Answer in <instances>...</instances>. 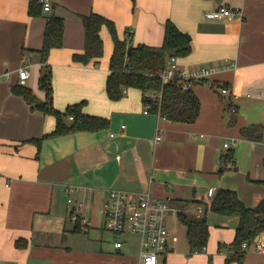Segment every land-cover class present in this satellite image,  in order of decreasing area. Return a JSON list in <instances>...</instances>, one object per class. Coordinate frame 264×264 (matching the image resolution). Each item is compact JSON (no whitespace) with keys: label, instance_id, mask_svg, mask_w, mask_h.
<instances>
[{"label":"crops","instance_id":"crops-1","mask_svg":"<svg viewBox=\"0 0 264 264\" xmlns=\"http://www.w3.org/2000/svg\"><path fill=\"white\" fill-rule=\"evenodd\" d=\"M49 1L52 7L45 10L42 0H0V264L135 261L138 237L126 234L125 245L116 248L117 235L105 226L104 203L112 187L149 190L170 197L190 215L207 218L210 236L205 249L192 252L188 238L183 241L177 234L178 240L170 241L160 255V264H236L226 262L219 242L233 240L238 217L206 205L212 197L209 186L235 188L249 206L264 197V0ZM220 5L240 8L242 17L205 16ZM91 12L112 19L119 36L128 32L134 44H161L167 19L191 35L193 50L179 56L181 65L220 66L192 87L201 103L195 121L145 112L142 92L135 87L126 88L120 99L108 96L106 79L114 49L108 25L100 29L104 51L97 61L73 58L85 47L81 15ZM52 13L65 19L64 43L53 47L46 60L52 67L54 106L64 109L85 100L86 113L109 119L103 128L44 137L55 128V115L33 108L13 91L18 69L26 65L30 75L25 85L45 99L40 49ZM224 83L231 87L228 94L221 92ZM256 124L263 128L262 138L253 140L242 130ZM159 132L163 137L157 141ZM35 138H41L39 144ZM231 149L234 158H226ZM66 184L82 186L72 197L85 202L81 212L90 225L69 216ZM172 216L180 220L178 214ZM94 227L102 242L91 258L73 240L76 232ZM259 239L264 240V233ZM247 250L244 263L264 264V257L260 261L251 254L258 252L253 245Z\"/></svg>","mask_w":264,"mask_h":264},{"label":"trees","instance_id":"trees-1","mask_svg":"<svg viewBox=\"0 0 264 264\" xmlns=\"http://www.w3.org/2000/svg\"><path fill=\"white\" fill-rule=\"evenodd\" d=\"M34 3L30 10L34 12ZM85 27V47L83 52L74 53L73 58L82 63L96 61L103 55L104 42L100 34L103 24H107L114 40V49L109 62V73L106 79V92L111 99H120L124 90L135 87L141 90L145 104H150L151 111L178 121L193 122L197 119L201 109L200 99L193 89L184 90L177 80L163 81L160 72L166 66L169 55L185 56L193 50L191 35L181 30L171 19L164 22V39L161 44L137 43L126 32V36H119L115 22L98 12L81 15ZM65 19L52 13L48 16L44 34V44L40 49L43 65L40 75V86L45 90V99L38 97L31 88L16 83L13 91L22 94L33 108L52 113L56 117V126L44 135H60L75 130H95L108 125L109 119L104 116L86 113L83 110L85 100L67 105L59 109L53 103L52 67L47 63L48 55L53 47L64 43ZM132 45L128 53V45ZM225 84V83H224ZM72 116V117H71ZM262 127L258 124L243 128L247 137L258 140L262 138ZM37 144L41 138L34 139ZM226 158H234V150H229ZM184 205V204H183ZM209 209L225 214L235 215L239 223L235 236L231 242H219V249L226 251V262L244 263L245 240L253 241L264 233V197L255 206H249L240 197L235 188L222 186L216 189L214 195L207 202ZM185 224L187 238L191 251L202 250L207 245L210 229L205 216L196 217L185 212L182 207L178 213ZM81 224L79 221H76ZM77 229H80L79 225Z\"/></svg>","mask_w":264,"mask_h":264},{"label":"built area","instance_id":"built-area-1","mask_svg":"<svg viewBox=\"0 0 264 264\" xmlns=\"http://www.w3.org/2000/svg\"><path fill=\"white\" fill-rule=\"evenodd\" d=\"M42 2L45 10L51 9L52 4L49 0H42ZM205 16L211 19H232L242 17V10L238 7L220 5L207 10ZM219 67L202 65L189 68L181 65L176 54H171L160 75L163 81L177 80L184 90H188L197 81L205 80L217 72ZM29 75L30 71L26 65L19 67L17 83L25 85ZM221 92L228 94L231 92V87L228 84H222ZM150 109V104H145V112H149ZM232 109L235 110L236 107ZM162 137L159 132L156 140H161ZM225 146H229V142H225ZM81 188L82 186L78 184L65 185L68 194V214L72 220L79 221L83 225H90L88 216L81 212V209L85 207V202L81 198L72 197V192L81 191ZM215 192V187H208L210 196H213ZM180 210V207L174 204L170 197L160 198L149 190L131 192L123 188L112 187L108 189L104 203L105 226L117 235L114 241L116 248H122L125 245L124 235L134 234L138 237L137 259L128 261L127 264H160V255L168 250L170 241H177L179 238L171 231L169 216L178 214ZM198 210L201 212L203 208L199 206ZM251 245L257 251L264 253V240L256 238L253 241L245 240L242 244L245 249H249ZM205 248L206 246L203 247Z\"/></svg>","mask_w":264,"mask_h":264},{"label":"rangeland","instance_id":"rangeland-1","mask_svg":"<svg viewBox=\"0 0 264 264\" xmlns=\"http://www.w3.org/2000/svg\"><path fill=\"white\" fill-rule=\"evenodd\" d=\"M169 224L171 227L173 226L175 233L178 234L179 236H181V239L183 241H185L187 239L186 227L180 222V220L178 219L177 216H174V217L172 215L169 216ZM87 229H82L79 233L76 232V234L74 236L73 244L76 245V247L84 250L85 255L93 258V257H95L96 250L100 249L102 237L100 236V233H98L97 230H95L96 229L95 227L93 229H90V230H87ZM130 236H131V238H134L136 235L131 234ZM247 252L249 253L250 250H247L245 255H247ZM251 254H254L255 257H258L260 259V261L263 260L264 254L262 252L259 253V251H258L257 253L255 252V253H251Z\"/></svg>","mask_w":264,"mask_h":264},{"label":"water","instance_id":"water-1","mask_svg":"<svg viewBox=\"0 0 264 264\" xmlns=\"http://www.w3.org/2000/svg\"><path fill=\"white\" fill-rule=\"evenodd\" d=\"M131 49H132V45H131V44H129V45H128V53H130V52H131ZM256 238H259V235H258Z\"/></svg>","mask_w":264,"mask_h":264}]
</instances>
